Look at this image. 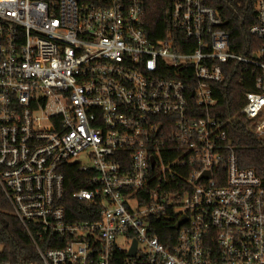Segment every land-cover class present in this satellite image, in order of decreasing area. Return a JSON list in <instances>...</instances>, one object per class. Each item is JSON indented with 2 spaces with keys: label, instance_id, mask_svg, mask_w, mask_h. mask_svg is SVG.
<instances>
[{
  "label": "built area",
  "instance_id": "built-area-1",
  "mask_svg": "<svg viewBox=\"0 0 264 264\" xmlns=\"http://www.w3.org/2000/svg\"><path fill=\"white\" fill-rule=\"evenodd\" d=\"M254 11L262 46L245 57L203 0H171L155 41L142 0H0V189L37 264H264V189L226 131L242 118L264 139V0ZM231 62L254 90L221 120L214 85ZM70 164L91 173L71 198L94 219L66 217ZM155 219L172 222L169 246Z\"/></svg>",
  "mask_w": 264,
  "mask_h": 264
},
{
  "label": "trees",
  "instance_id": "trees-1",
  "mask_svg": "<svg viewBox=\"0 0 264 264\" xmlns=\"http://www.w3.org/2000/svg\"><path fill=\"white\" fill-rule=\"evenodd\" d=\"M143 27L148 37L155 41L162 38L170 29L171 0H142ZM257 0H203V3L216 10L222 20L221 28L229 36L230 50L235 54L250 57L262 46V42L249 35V29L256 21L254 5ZM180 38V35H176ZM184 42L185 40L182 39ZM249 66L228 63L224 69L223 81L214 85L213 97L216 104L212 115L227 120L233 117L244 103L243 93L253 91L254 77ZM227 136L235 152L239 168L251 169L259 178L264 189V139L256 138L246 129L244 119L233 120L227 126ZM64 175V209L70 221L94 219L87 210L88 205L77 202L71 194L90 187V172L80 171L76 164L66 165ZM87 207V208H85ZM156 226L150 228V234L170 245L167 239L173 236L172 222L154 220ZM45 241L53 242L54 236L46 234L43 241L38 240L42 249ZM57 247L56 245L51 248ZM123 252L115 254L112 264H126ZM38 254L29 235L13 216L10 206L0 189V264H37Z\"/></svg>",
  "mask_w": 264,
  "mask_h": 264
},
{
  "label": "water",
  "instance_id": "water-1",
  "mask_svg": "<svg viewBox=\"0 0 264 264\" xmlns=\"http://www.w3.org/2000/svg\"><path fill=\"white\" fill-rule=\"evenodd\" d=\"M186 221L185 218H181L176 225L174 226V229H177L180 225H182ZM135 254V242H133V245L131 249L127 252V257H133Z\"/></svg>",
  "mask_w": 264,
  "mask_h": 264
},
{
  "label": "rangeland",
  "instance_id": "rangeland-1",
  "mask_svg": "<svg viewBox=\"0 0 264 264\" xmlns=\"http://www.w3.org/2000/svg\"><path fill=\"white\" fill-rule=\"evenodd\" d=\"M79 159H81V157ZM86 164H88V163H86Z\"/></svg>",
  "mask_w": 264,
  "mask_h": 264
}]
</instances>
